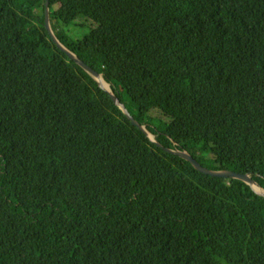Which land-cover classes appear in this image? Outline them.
I'll list each match as a JSON object with an SVG mask.
<instances>
[{
    "label": "trees",
    "instance_id": "trees-1",
    "mask_svg": "<svg viewBox=\"0 0 264 264\" xmlns=\"http://www.w3.org/2000/svg\"><path fill=\"white\" fill-rule=\"evenodd\" d=\"M47 1L155 143L45 0H0V264H264V197L164 150L264 190V0Z\"/></svg>",
    "mask_w": 264,
    "mask_h": 264
},
{
    "label": "water",
    "instance_id": "water-1",
    "mask_svg": "<svg viewBox=\"0 0 264 264\" xmlns=\"http://www.w3.org/2000/svg\"><path fill=\"white\" fill-rule=\"evenodd\" d=\"M44 27L51 39V41L62 51L66 54V56L69 58V60L75 62L77 65H79L84 72H86L92 79H94L98 86L106 93H108L110 99L112 102L121 110V112L125 115V117L132 123L133 126L137 127L142 133H144L146 136H148L149 140L151 142H154L153 136H151L145 129L144 126L139 125L128 113V111L124 108V106L118 101V99L110 92V89H106L103 85V80L101 78V75L98 74L96 71H94L92 68L85 65L81 60H79L73 53H71L69 50H67L62 44L58 41V39L53 34L50 25H49V16H48V1L45 0L44 3ZM155 143V142H154ZM159 146L158 144H156ZM166 152L176 155L188 163L198 172L215 178H223V179H236L244 182L247 184L257 195L264 197V190L261 189L260 186H258L249 175H242V174H236L230 171H210L204 167H202L200 164H198L187 152L180 151V150H170V149H164ZM257 187L260 191H257L255 189Z\"/></svg>",
    "mask_w": 264,
    "mask_h": 264
},
{
    "label": "rangeland",
    "instance_id": "rangeland-1",
    "mask_svg": "<svg viewBox=\"0 0 264 264\" xmlns=\"http://www.w3.org/2000/svg\"><path fill=\"white\" fill-rule=\"evenodd\" d=\"M38 15L40 16L42 14V11L40 10V8H38L37 10ZM59 16H60V26H62L63 28H68L69 33L72 32L74 29L72 27H64V25L69 22L72 18L71 14L66 10V8L62 7L59 9ZM87 24H91L90 21L87 22ZM78 30V35L81 36L82 34L87 32V28L86 27H80L77 29ZM170 135L177 141L180 139V134L178 133V131L174 130V129H170ZM169 134H167V136L171 137Z\"/></svg>",
    "mask_w": 264,
    "mask_h": 264
},
{
    "label": "bare ground",
    "instance_id": "bare-ground-1",
    "mask_svg": "<svg viewBox=\"0 0 264 264\" xmlns=\"http://www.w3.org/2000/svg\"><path fill=\"white\" fill-rule=\"evenodd\" d=\"M103 85H104V87H105L106 89L109 90V86H108L107 84L103 83ZM255 189H256L257 191H260L257 187H255Z\"/></svg>",
    "mask_w": 264,
    "mask_h": 264
}]
</instances>
